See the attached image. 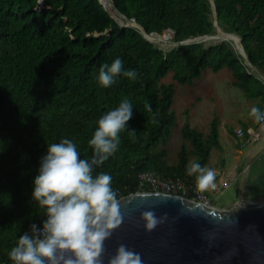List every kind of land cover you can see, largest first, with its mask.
<instances>
[{
    "label": "trees",
    "instance_id": "obj_1",
    "mask_svg": "<svg viewBox=\"0 0 264 264\" xmlns=\"http://www.w3.org/2000/svg\"><path fill=\"white\" fill-rule=\"evenodd\" d=\"M112 1L147 34L173 30L172 45L163 50L137 27L120 26L98 0H0V264H10L8 252L30 224L46 219L32 199V182L47 145L68 138L81 158H90L98 119L122 99L133 105L127 123L136 131L122 132L118 151L96 169L112 176L119 197L142 189L143 172L192 180L187 154L206 166L211 149H222L216 117L207 138L186 121L178 162L166 163L175 123L174 87L162 81L168 74L192 84L206 69L227 68L231 84L263 110L264 0H213L214 7L211 0ZM217 26L240 37L250 65L231 40L181 43L214 35ZM117 57L138 79L119 76L103 88L99 68ZM146 103L159 113L158 123Z\"/></svg>",
    "mask_w": 264,
    "mask_h": 264
},
{
    "label": "clouds",
    "instance_id": "obj_2",
    "mask_svg": "<svg viewBox=\"0 0 264 264\" xmlns=\"http://www.w3.org/2000/svg\"><path fill=\"white\" fill-rule=\"evenodd\" d=\"M119 76L135 81L139 73L125 69L122 59L117 57L100 66L98 83L108 88ZM144 108L151 113V122L158 123L159 113L153 112L150 104L146 103ZM132 115L131 101L122 99L118 107L98 119L88 141L92 149L90 158H81L77 144L68 138L47 145L32 182V199L46 219L40 227L30 224L29 230L19 236L8 252L12 264H103L105 241L124 223L125 216L121 198L112 187V176L103 171L97 173L96 169L118 151L122 132L134 135L136 130H129L127 123ZM250 115L257 123L264 122L261 108L252 107ZM186 171L195 177L200 190L215 187L214 169L193 161ZM140 219L145 231H152L162 222L152 210L142 211ZM107 264L144 261L139 252L120 243Z\"/></svg>",
    "mask_w": 264,
    "mask_h": 264
},
{
    "label": "water",
    "instance_id": "obj_3",
    "mask_svg": "<svg viewBox=\"0 0 264 264\" xmlns=\"http://www.w3.org/2000/svg\"><path fill=\"white\" fill-rule=\"evenodd\" d=\"M107 11L105 5L98 0ZM121 23L137 27L143 36L153 42L135 22L121 14L111 0ZM212 5L213 0H211ZM214 7V5H213ZM108 12V11H107ZM215 14V23L217 14ZM166 34H173L168 29ZM231 40L250 65L239 36L223 32L182 41V44L200 41ZM124 223L105 241L103 264L120 243L139 252L144 264H264V201H248L229 210L193 201L186 197L150 191H137L120 197ZM152 210L162 222L152 231H145L140 213Z\"/></svg>",
    "mask_w": 264,
    "mask_h": 264
},
{
    "label": "rangeland",
    "instance_id": "obj_4",
    "mask_svg": "<svg viewBox=\"0 0 264 264\" xmlns=\"http://www.w3.org/2000/svg\"><path fill=\"white\" fill-rule=\"evenodd\" d=\"M167 35L166 42H156L163 50L172 45L170 39L173 34ZM162 81L174 87L172 110L175 112V123L165 146L166 163L176 165L178 162L186 121L207 138L211 121L216 117L222 149L213 147L205 166L215 170L214 184L219 188L214 192L213 187L207 189L212 206L229 210L242 202L264 201V123H257L251 117L250 110L257 102L247 99L242 90L231 84L230 70L223 68L213 72L206 69L201 78L192 84L178 83L171 74ZM243 125L257 129L255 141H242L236 137L235 130L243 128ZM186 146L190 151L189 142ZM187 156L188 167L194 156L191 153ZM192 178L195 180L194 176ZM223 184L227 187H222Z\"/></svg>",
    "mask_w": 264,
    "mask_h": 264
},
{
    "label": "built area",
    "instance_id": "obj_5",
    "mask_svg": "<svg viewBox=\"0 0 264 264\" xmlns=\"http://www.w3.org/2000/svg\"><path fill=\"white\" fill-rule=\"evenodd\" d=\"M264 110V107H263ZM264 123V122H260ZM235 135L239 140L255 141L258 136L257 129L253 127L238 128L235 130ZM140 191L162 192L180 195L193 201L202 202L206 205H212L209 198L208 190H200L196 184V180H189L181 176H158L153 172H143L138 175ZM226 188L227 185L223 184ZM219 188L213 187V192L218 191ZM120 193L119 191H117ZM1 264H7L2 262ZM12 264V261L10 262Z\"/></svg>",
    "mask_w": 264,
    "mask_h": 264
},
{
    "label": "bare ground",
    "instance_id": "obj_6",
    "mask_svg": "<svg viewBox=\"0 0 264 264\" xmlns=\"http://www.w3.org/2000/svg\"><path fill=\"white\" fill-rule=\"evenodd\" d=\"M100 1L105 5L107 11L110 12L113 16H115L117 18V20L121 23L122 19L116 13L111 0H100ZM152 38L154 39V40H152L154 43H156V42L164 43V42H166V40H168V35L164 32V34H161L159 36L153 35Z\"/></svg>",
    "mask_w": 264,
    "mask_h": 264
}]
</instances>
